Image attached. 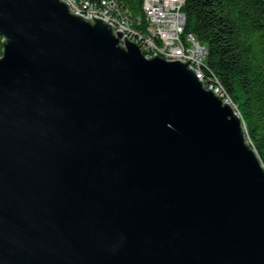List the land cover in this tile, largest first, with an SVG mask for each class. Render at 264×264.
I'll return each mask as SVG.
<instances>
[{
    "label": "water",
    "instance_id": "water-1",
    "mask_svg": "<svg viewBox=\"0 0 264 264\" xmlns=\"http://www.w3.org/2000/svg\"><path fill=\"white\" fill-rule=\"evenodd\" d=\"M93 18L0 0V264H264L240 117Z\"/></svg>",
    "mask_w": 264,
    "mask_h": 264
},
{
    "label": "trees",
    "instance_id": "trees-1",
    "mask_svg": "<svg viewBox=\"0 0 264 264\" xmlns=\"http://www.w3.org/2000/svg\"><path fill=\"white\" fill-rule=\"evenodd\" d=\"M116 1L144 27L143 0ZM183 9L185 31L208 51L205 77L217 80L233 101L246 141L264 167V0H186ZM4 43L0 34V57Z\"/></svg>",
    "mask_w": 264,
    "mask_h": 264
},
{
    "label": "built area",
    "instance_id": "built-area-1",
    "mask_svg": "<svg viewBox=\"0 0 264 264\" xmlns=\"http://www.w3.org/2000/svg\"><path fill=\"white\" fill-rule=\"evenodd\" d=\"M69 4L71 12L82 15L90 22L93 16L102 17L111 23L116 31L123 32L129 40L139 46L146 59L154 54L168 60H189L188 67H192L196 75L202 80L205 89L212 88L237 113L236 107L217 80L205 77L204 66L208 51L198 38L185 31L186 13L183 9L186 0H143L145 13L144 27H137L141 18L133 20L126 9L116 0H62ZM122 41V45H124Z\"/></svg>",
    "mask_w": 264,
    "mask_h": 264
}]
</instances>
